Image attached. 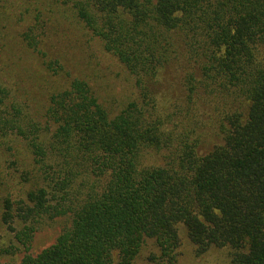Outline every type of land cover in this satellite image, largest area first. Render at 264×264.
<instances>
[{
    "label": "trees",
    "instance_id": "1",
    "mask_svg": "<svg viewBox=\"0 0 264 264\" xmlns=\"http://www.w3.org/2000/svg\"><path fill=\"white\" fill-rule=\"evenodd\" d=\"M61 19L122 66L123 99L51 54ZM9 22L26 23L17 38ZM21 46L56 77L42 120L0 73V138L32 154L31 186L3 198L2 219L26 249L69 225L0 264H132L144 249L178 264L182 226L196 256L264 264V0H0V48Z\"/></svg>",
    "mask_w": 264,
    "mask_h": 264
},
{
    "label": "rangeland",
    "instance_id": "2",
    "mask_svg": "<svg viewBox=\"0 0 264 264\" xmlns=\"http://www.w3.org/2000/svg\"><path fill=\"white\" fill-rule=\"evenodd\" d=\"M7 25L10 29L2 27L1 30L4 29V34L11 38V35H16V32L17 34L22 32L26 23L13 26L9 22ZM46 33L49 36L47 42L52 44L51 54L60 57L67 70L74 73L83 71L95 77L96 84L102 86L99 89L104 97L109 95L123 99L126 92L130 93L131 86L122 66L113 56L104 52L100 44L89 39V33L85 32L82 25L70 20L56 21L49 24ZM21 47L14 52L9 48H0V73L4 76L5 82L11 86L13 98L16 93L20 101L29 103V112L34 118L42 119L48 105L46 91L49 92L48 89L54 87L56 76L44 70L37 58L25 47ZM97 74H100L98 78ZM45 103L46 106H44ZM11 137L0 138V250H5L1 257L2 261L19 262L25 254L36 255L55 243L63 228L69 225V219L60 216L51 226H43L36 231L29 249L17 242L15 232H12L3 222L2 202L8 193L16 199L25 197V192L31 186V182L26 181L27 177L23 175L22 169L24 164H31L32 154L23 139ZM181 236L182 244L179 247L178 264H228L224 248L213 247L203 255L196 256L183 226ZM147 254L148 249H144L140 257L132 264H152L147 259Z\"/></svg>",
    "mask_w": 264,
    "mask_h": 264
}]
</instances>
